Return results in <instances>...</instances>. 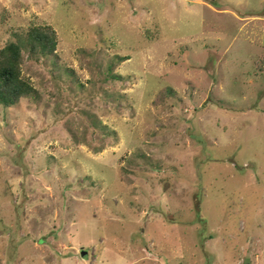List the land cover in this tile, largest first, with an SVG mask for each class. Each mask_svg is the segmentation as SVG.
Instances as JSON below:
<instances>
[{
	"label": "rangeland",
	"instance_id": "rangeland-1",
	"mask_svg": "<svg viewBox=\"0 0 264 264\" xmlns=\"http://www.w3.org/2000/svg\"><path fill=\"white\" fill-rule=\"evenodd\" d=\"M46 25L0 105V264H264V0H0V49Z\"/></svg>",
	"mask_w": 264,
	"mask_h": 264
},
{
	"label": "trees",
	"instance_id": "trees-1",
	"mask_svg": "<svg viewBox=\"0 0 264 264\" xmlns=\"http://www.w3.org/2000/svg\"><path fill=\"white\" fill-rule=\"evenodd\" d=\"M57 35L51 26H31L20 41L10 42L0 49V105L12 108L22 99L37 98L35 88L23 77V51L30 58H49L57 61ZM120 58L116 57V60ZM264 73V58L258 64ZM111 72V71H110ZM116 76L111 75V79ZM167 92V91H166Z\"/></svg>",
	"mask_w": 264,
	"mask_h": 264
},
{
	"label": "water",
	"instance_id": "water-1",
	"mask_svg": "<svg viewBox=\"0 0 264 264\" xmlns=\"http://www.w3.org/2000/svg\"><path fill=\"white\" fill-rule=\"evenodd\" d=\"M81 256H82V257H85L86 254H85L84 252H81Z\"/></svg>",
	"mask_w": 264,
	"mask_h": 264
}]
</instances>
